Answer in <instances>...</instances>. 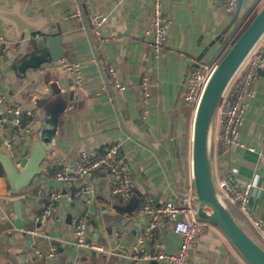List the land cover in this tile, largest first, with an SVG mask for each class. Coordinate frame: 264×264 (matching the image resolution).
I'll return each mask as SVG.
<instances>
[{
	"label": "crops",
	"instance_id": "crops-1",
	"mask_svg": "<svg viewBox=\"0 0 264 264\" xmlns=\"http://www.w3.org/2000/svg\"><path fill=\"white\" fill-rule=\"evenodd\" d=\"M21 1L27 14L45 13L59 21L64 54L59 62L43 63L22 73L16 60L28 53L27 46H16L11 30L0 21V30L8 38L0 61V87L11 100L32 111L36 119L37 102L50 94L51 88L71 94L75 105L58 122L51 145L54 153L45 161L46 171L29 187L12 193L0 164V264H67L73 258L75 264H142L130 256L149 222L139 209L148 199L155 205L167 203L175 190L184 191L191 181L195 108L184 100L187 75L193 61L233 15L229 17L224 9L225 0H162L170 30L163 49L156 53L143 40L151 26L155 0ZM263 2L244 0L240 18L245 22ZM0 4L7 6L10 0H0ZM76 4L80 16L76 15ZM97 13L105 15L106 20L102 39L96 43L90 19ZM237 28L235 24L228 34ZM223 42L225 46L228 43ZM223 42L212 46L202 61L207 62L209 55L212 61L217 60L224 52L223 46L218 47ZM63 60L80 69L82 86H76L69 71L62 69ZM106 66L115 68L126 91L109 84ZM253 89L255 94L248 101L240 134L245 147H234L229 157H223L214 137L213 165L216 180L235 169L240 179L256 185L250 205L264 226V71L259 72ZM30 120L24 116L21 126L8 125L0 133V147L7 149L16 164L30 155L37 135L36 125L23 131ZM110 146H117L132 180L130 195L123 199L111 195L108 175L99 171L92 182V202H87V196L73 204L64 199L57 205L55 216L36 223L48 193L61 188L54 179L56 171L65 164L73 165L83 152L101 155ZM249 146L256 151L249 150ZM51 171L54 176H50ZM17 200L22 202L21 227L15 223ZM81 216L89 219L90 241L104 247L105 252L82 250L76 255L73 221ZM28 229H35L38 235L23 232ZM180 241L172 224L161 223L147 249L153 256L173 253ZM51 247L58 253L54 261L36 256L37 249ZM191 257L199 264H247L212 225L199 236ZM151 264L165 263L154 260Z\"/></svg>",
	"mask_w": 264,
	"mask_h": 264
},
{
	"label": "built area",
	"instance_id": "built-area-1",
	"mask_svg": "<svg viewBox=\"0 0 264 264\" xmlns=\"http://www.w3.org/2000/svg\"><path fill=\"white\" fill-rule=\"evenodd\" d=\"M238 1L225 0L224 9L228 13H234ZM76 7V15L80 16L82 13L77 4ZM105 20L106 16L101 13L93 15L90 19L93 33L98 37V40L102 39L101 29ZM169 30L170 21L164 16L163 1L155 0L151 26L145 31L143 40L154 52L160 53L168 38ZM6 44H8V38L0 30V61L3 58ZM193 64L195 66L186 78L184 100L189 107H194L196 110L203 88L215 64L196 60L193 61ZM197 64L198 66H196ZM61 67L69 71L76 86L83 85L82 73L76 65H70L63 60L61 61ZM106 69L109 75V84L115 89L126 91L127 86L120 82L115 68L106 66ZM261 71H264V37L251 52L229 85L218 108L214 137L220 143L223 157H229L234 147H245V144L240 141V134L246 118L248 101L255 94L253 83ZM24 116L31 118L23 129L24 132H27L37 123L33 112L24 108L20 103L11 100L5 90L0 87V133L8 125L15 128L21 126ZM6 144L9 145V143ZM248 149L256 151L253 146H249ZM99 171H103L108 175L111 195L122 199L130 195L133 187L132 180L118 155L117 146H110L101 155H90L83 152L73 165L65 164L56 171L54 179L60 184L61 188L48 193L44 207L36 218V223H41L49 217L55 216L57 205L64 199L69 204H73L78 198L87 196V202H92L95 198L92 182L95 174ZM217 185L229 207L235 209L244 218L246 224L264 243V226L261 219L253 213L250 205L251 199L257 191L256 185L250 181L240 179L235 169H231L228 175L217 179ZM194 195L195 187L191 177V181L185 190H175L171 200L167 203L155 205L151 199L144 202L139 209V214L149 218V222L145 231L138 237L131 249L130 256L134 262L151 264L152 261L156 260L165 264H199L191 256L197 246L199 236L209 224L198 219ZM57 220L60 219L57 218ZM88 221L87 216L77 217L73 221V234L75 237L73 247L76 255L77 252L82 250H90L96 253L106 251L104 247L90 241ZM161 223L172 224L181 241L176 252H162L153 256L147 247L149 241L154 239L156 230ZM23 232L31 236L38 235L35 229H28ZM35 254L45 261H54L58 257L55 247L37 249ZM67 264H75V258L68 261Z\"/></svg>",
	"mask_w": 264,
	"mask_h": 264
},
{
	"label": "water",
	"instance_id": "water-1",
	"mask_svg": "<svg viewBox=\"0 0 264 264\" xmlns=\"http://www.w3.org/2000/svg\"><path fill=\"white\" fill-rule=\"evenodd\" d=\"M243 3L244 0L238 1L228 25L203 49L197 61H202L217 42L225 40L240 18ZM0 21L11 30L16 46H27L28 53L16 60L20 62L17 68L22 73L29 68H38L43 63L60 61L64 54V43L59 21L45 13L34 16L27 14L25 3L21 0H10L7 6L0 4ZM263 37L264 2L213 67L195 110L191 144V177L195 187L197 217L221 231L247 264H264V247L246 231V226L235 218L219 191L213 165L214 134L217 111L229 85ZM194 66L195 64L192 68ZM72 101L71 94L68 96L60 89L51 88L50 94L37 102V135L30 155L23 158L19 164L12 161L5 147H0V164L12 193H20L46 171L45 161L54 153V148L51 147L54 132L60 118L75 105ZM15 211V223L21 227L20 200L15 202Z\"/></svg>",
	"mask_w": 264,
	"mask_h": 264
},
{
	"label": "rangeland",
	"instance_id": "rangeland-1",
	"mask_svg": "<svg viewBox=\"0 0 264 264\" xmlns=\"http://www.w3.org/2000/svg\"><path fill=\"white\" fill-rule=\"evenodd\" d=\"M255 10H257V8H255L253 11H252V13H251V15L249 16V18L244 22L243 20H242V17L236 22V24L238 25V28L236 29V31H234L235 33H229L228 34V36H227V38L225 39V42H228L227 44H226V46L224 45V42L222 43V44H219V46L218 47H222V49H226L228 46H229V44L230 43H232V41L235 39V37L239 34V32L245 27V25L247 24V22L252 18V16L255 14ZM227 14L229 15V17H231L232 15H233V12L232 13H228L227 12ZM91 24V23H90ZM91 31H92V34H93V38H94V40L96 41V43H97V41H98V37L93 33V30H92V25H91ZM225 46V47H224ZM221 49V50H222ZM223 52V51H222ZM210 56V55H209ZM209 56H207V63H209V64H213L214 62H216L218 59H219V57L217 58V60H215V61H212L210 58H209Z\"/></svg>",
	"mask_w": 264,
	"mask_h": 264
},
{
	"label": "trees",
	"instance_id": "trees-1",
	"mask_svg": "<svg viewBox=\"0 0 264 264\" xmlns=\"http://www.w3.org/2000/svg\"><path fill=\"white\" fill-rule=\"evenodd\" d=\"M251 20V19H250ZM249 22V21H248ZM247 22V23H248ZM231 34V33H230ZM225 51V50H224ZM50 176H54V173H53V171H51L50 172ZM16 195V194H15ZM231 210H232V212H233V214H234V216H235V218L238 220V221H240L242 224H244L246 227H245V229H246V231L261 245V246H263L264 247V243H263V241H261L260 240V238L255 234V232L246 224V222L243 220L244 218L243 217H241L240 215H239V213L235 210V209H233V208H231Z\"/></svg>",
	"mask_w": 264,
	"mask_h": 264
}]
</instances>
